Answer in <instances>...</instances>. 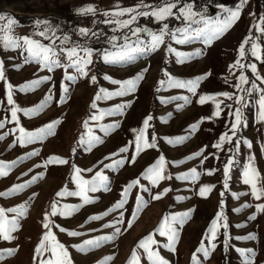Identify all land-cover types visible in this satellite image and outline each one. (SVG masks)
Returning <instances> with one entry per match:
<instances>
[{"label": "rangeland", "instance_id": "rangeland-1", "mask_svg": "<svg viewBox=\"0 0 264 264\" xmlns=\"http://www.w3.org/2000/svg\"><path fill=\"white\" fill-rule=\"evenodd\" d=\"M166 2L175 0H0V15L16 21L11 32L14 37L29 36L44 45L51 43L39 35L46 29L50 37L53 31L55 37H70L66 45L56 40L55 47L62 65L68 60L65 54L60 53L61 47L71 48L79 44L93 50L92 63L86 68L87 75H81L72 67H56L48 71L29 57L26 46L5 49L0 42V62L3 63L0 122L4 125L0 127V137H3L0 139V162L12 165L6 176H0V193L8 192L15 185L27 184L17 194L0 196V207L19 209L23 206L25 210L23 216H17L15 212L6 213L9 219L16 217L19 228L12 233L14 239H0V254L3 255L0 264H43L51 258L50 252L36 253L48 231L43 227L46 213L49 214L50 230L68 250L71 264H105L108 257L112 259L106 264H129L134 249L139 256V264H150L147 253L137 248L149 234H153L157 241L152 249L168 264H194V253L198 258L197 264H264V210L259 208L264 205V196L256 199L251 186L244 183V173L251 164L259 173L257 187L264 189V121L259 119V100L264 94L260 90L264 89V82L257 79L249 67L230 69V65L240 59L238 50L241 43L246 37H251V42L260 46L262 59L251 56L250 42L240 63L246 66L255 64L259 76L264 77V33L255 27H264V0H246V3L242 0L232 3L179 0L178 8L192 4L193 10L206 19L222 21L238 8L240 16L210 44L203 38L177 43L166 35L157 50L137 54L136 59L127 64L105 61V53L118 51L110 42L113 36L117 37V45H123L124 37L129 36L132 46L138 38L143 46L151 40L148 33L159 34L167 24L168 30L175 32L177 39H182L177 30L186 24L175 16L165 21H157L150 15L138 16L127 28L105 23V20L116 19L105 16V12L135 8L141 4L147 7H140L138 11L151 12ZM89 6L94 7L95 14L80 11ZM173 11L178 14V9ZM119 19H130V15ZM37 21L44 23L37 25ZM6 23L7 19L0 21V25ZM137 27L147 31L139 33V37L133 36L132 30ZM80 28L88 29V35H80ZM169 48L174 51H169ZM176 53L184 55L177 56ZM182 59L183 63L180 62ZM241 74L248 79V83L242 86L245 91L236 87ZM66 75L75 79L68 80ZM141 75L142 79L137 80L133 91L103 98L101 89L111 93L121 87L106 77L123 82ZM44 77L50 79L34 90L25 87ZM92 77L96 78L95 82ZM176 80L197 81L195 92L189 90L190 85L175 86L172 81ZM253 83L255 89L252 88ZM9 85L12 104L8 102ZM98 93L101 99H96ZM49 96L51 99L38 114L25 115L23 110L36 108ZM206 96H213L215 100L201 104V97ZM237 98H241L239 103ZM93 103L95 107H92ZM217 103L220 105L218 117L214 115ZM117 106L123 107L120 111H113ZM13 108L21 109L15 119L12 117ZM237 109L240 110L241 121L233 135L231 129ZM145 120H148L147 127ZM55 121L59 123L53 128V134L43 140L21 144V128L26 132H36ZM193 125H196L195 129ZM89 129L102 141L95 142L91 148L87 143ZM142 130L143 139L139 141L142 151L137 154V137ZM225 133L232 137L231 142L225 141L221 148L214 147ZM180 137L186 139L176 143ZM145 142L155 144V147L145 148ZM121 149L126 151L121 152ZM195 153L201 154L188 159ZM161 156L165 160L163 174L171 178L153 184L151 179L145 178L146 170ZM50 157H59L68 163L45 165ZM121 160L124 161L122 165L116 163ZM73 166L82 170L80 175L84 180H93L97 173L107 177L98 190L87 192L91 203L83 204L80 196L57 195L65 189L67 192L79 191L73 178ZM192 169L198 174L195 178L191 175ZM134 181L139 183L129 188ZM206 186L211 191L206 197H201L199 191ZM125 189H128L126 196L123 195ZM165 189L168 191L161 199H153ZM138 197L141 198L139 211ZM121 200L125 201L122 208L108 211ZM53 202L58 209L55 216L50 215ZM82 204L70 216L60 214L65 206ZM185 213L189 214L185 222L175 225L178 242L175 251H170L166 247L167 238L160 236L156 229L165 216ZM220 213H223V218L217 222L221 226L213 239L209 229ZM93 216L101 218L89 220ZM130 220L133 221L131 227L128 226ZM225 223L226 228L223 227ZM61 228L66 231H61ZM116 229L120 230L119 233ZM69 231L81 235L69 236ZM98 237L112 239L103 241L94 249L78 250L77 246ZM202 242L209 250L207 257L196 252ZM8 249H14V254L9 255L5 251Z\"/></svg>", "mask_w": 264, "mask_h": 264}, {"label": "snow or ice", "instance_id": "snow-or-ice-1", "mask_svg": "<svg viewBox=\"0 0 264 264\" xmlns=\"http://www.w3.org/2000/svg\"><path fill=\"white\" fill-rule=\"evenodd\" d=\"M242 3H246V0H242ZM179 0H175V2H166L164 3L161 7L158 8H153L151 12H141L138 11V8L140 7H147L146 5H138L135 8H124L119 11L115 12H105V16H112L115 17L116 19H109L105 20L106 24H112L115 23L118 28H127L129 25L134 23L137 19L138 16H152L154 17L157 21H165L169 17L175 16L177 19H183L186 27L183 29H178L183 38L182 39H177L176 33L175 32H170L168 30V25L164 24L163 28L157 33H148L149 36L151 37V40L149 43L144 44L141 46V41L139 38L135 42V46H132L130 41L129 36H125L124 40L125 43L123 45H117L115 44V41L117 40V37L113 36L110 38V42L113 43V47L118 48V51L113 52V53H105L104 59L108 63L112 64H119V65H124L127 64L130 61H134L136 59L137 54H143L147 52H152L157 50L163 43H164V37L166 35H170L172 39L176 40L177 43H187L190 42L193 39H199L203 38L205 43H211L213 40L219 38L222 36L234 23L235 21L239 18L240 16V9L238 8L236 11L230 12L229 16L220 21V20H211V19H206L203 15L200 13L196 12L193 10L192 4H185L183 7H179ZM173 9H178V14L173 11ZM82 13L87 14V13H92L95 14V9L92 6H89L85 9L80 10ZM125 15H130V19L127 20H120L119 17L125 16ZM7 19V23L0 25V33H3V35H0V42L3 43V46L5 49H15V48H20V47H25V50L28 52L29 57H31L33 60H36L38 63L42 65L43 68H46L48 71H52L56 67H64L67 69L68 67H72L75 69L76 72L80 73L81 75H87L86 68L89 64L92 63V49L87 48L83 45L79 44H74L71 48H66V47H61L60 48V53H63L66 55V58L68 60L67 64H61L60 60L58 59V52L56 50L55 44L56 40L59 39L60 43L62 45H66L70 42V37L67 35H64L63 37H55V32H52V36L50 37L48 35L49 30H45L39 33L40 36L44 37L45 39L51 40V43L49 45H44L40 41L32 39L29 36L25 37H20L16 38L13 35H11L13 26L16 24V21L13 18H6L5 15H0V21H4ZM37 25L44 23L42 21H37ZM193 25H196V27H192ZM258 31L261 33H264V27H261L260 25L255 26ZM116 29L114 28L113 31ZM142 31H147V29H141L139 27L135 28L132 30V35L139 37V33ZM89 30L86 28H80L79 29V34L82 36L88 35ZM55 37V39H53ZM251 37H246L245 40L241 43L238 53L240 59H243L245 56L246 52V46L251 42ZM21 41L23 42L21 44ZM169 51H174V49L169 48ZM83 52V55L81 56L80 53ZM177 56H183L184 54L182 53H176ZM196 55H199V52L196 53ZM251 56L254 57L257 60L262 59V52L260 46L255 43L251 42ZM240 59H238L233 65H230L231 68H237L239 67L240 69H243L245 67H249L254 75L257 76V79H261L262 82H264V77H260L257 68L255 64L251 65H244L240 63ZM181 63L184 62V60H180ZM146 71V69H145ZM107 79H110L111 83L113 84H119L120 90L116 92H106V90L101 89L100 92L104 94L103 98H111L113 96H121L126 94L127 92L133 91L136 87L137 80L142 79L141 76H137L136 79L133 80H128V81H117V80H111V78L106 77ZM0 79H3V63L0 62ZM50 79V77H44L42 80H36L32 81L30 84L26 85L25 87L30 88V89H35L36 86H38L40 83L43 81H46ZM66 79L68 80H74L75 77L71 75H66ZM95 77H92L93 82H95ZM203 79V78H198ZM172 83L175 86L178 87H184L186 85H190L191 87L189 88L190 91L195 92V85L197 81H172ZM248 83V79L245 75L241 74L239 77V84L236 85L237 88H240L241 91H245L243 89V85ZM252 88L255 89L256 85L253 83ZM23 90V89H22ZM65 92L67 89H64ZM262 93H264V89L260 90ZM220 95L226 96L229 99L232 97L229 96L227 93H221ZM101 95L98 93L96 99H101ZM51 97H46L45 101H42L40 105H38L34 109H29V110H23L25 112V115H32V114H38L45 106L48 100H50ZM186 99V98H185ZM241 98H237V102H240ZM206 100H215V97L213 96H206V97H201L200 103L203 104ZM8 102L10 104L13 103L12 100V95H11V85H9V94H8ZM95 103L92 104V107H95ZM259 106H260V111H259V119L261 121H264V94L261 95L260 100H259ZM123 106H117L116 109L113 111H120ZM217 111L214 113L215 116L220 115V105L219 103L216 104ZM17 111H21V109L18 108H13L12 109V117L13 119L16 118V113ZM100 117H93V119H99ZM148 119H151L149 117ZM241 121V114L240 110L237 109L235 112V122L232 124V132L233 135H235V131L237 129V126L240 124ZM59 123V121H55L53 123H50L41 129H38L36 132H26L23 128L20 129V132L22 133V136L20 138L21 144H26V143H31L34 142L35 140H43L47 135L53 134V128L55 125ZM145 127L148 125V120H145L144 122ZM3 122H0V127H3ZM85 127H87V122H85ZM115 127V126H112ZM193 129L196 128V125L192 126ZM105 131H107L105 129ZM89 139L87 143L89 144V148L93 146L95 142H102L100 141V138L97 136H94L91 134V130L89 129ZM0 139H3V137H0ZM143 139V130L141 131L140 135L137 137V145H136V151L137 154H139L140 151H142L141 145L139 141ZM186 138L185 137H180L177 138L176 143H182ZM232 137L229 136L227 133L222 135L220 137V142L214 145L216 148H221L223 143L225 141L231 142ZM171 142V141H170ZM145 148L149 147H155V144H149L147 142L144 143ZM249 147H251V144L249 143ZM121 152L126 151V149H121ZM203 151V150H201ZM201 153H195L193 154L192 157H189L188 159L195 158V156L200 155ZM32 155V154H29ZM15 163V162H13ZM68 161L64 160L59 157H50L46 162L45 165L47 164H60L64 165L67 164ZM122 165L124 161H119L116 162ZM180 163V162H177ZM231 164V160H229V165ZM164 165H165V160L164 157L161 156L159 161L151 166L149 169L146 170L145 178H149L152 180L153 184H156L158 181L163 180V179H170L171 177H166L163 172H164ZM114 165H106V167H112ZM12 167V165H5L2 162H0V176H6L8 174V170ZM81 169L76 168L73 166V172H74V180L77 184V187L79 188V191L76 192H67V190H62L61 192H58V196H65V195H72V196H80L83 200V204H88L91 203L92 201L89 199L87 196V192L89 191H96L98 190L99 185H103L107 177H104L101 173L96 174V178L93 180H84L81 178ZM90 171V169L88 170ZM228 172V167H225V174L227 175ZM211 174V172H209ZM191 175L193 178H195L198 174L195 169L191 170ZM244 183L248 184L251 186L252 190V195L256 199H260L262 196H264V189L258 188L257 187V182L259 180V173L256 171V169L250 164L249 169L245 171L244 173ZM35 179V178H34ZM31 183V182H29ZM139 183V181H134L132 185H129L128 187L131 188L135 184ZM227 186V185H225ZM25 187H27V184H19L15 185L12 189H10L6 193H0V196H8L12 194H17L21 190H23ZM128 189H125V192L123 193L124 196L127 195ZM168 190L165 189L164 193L157 194L156 196L153 197V199H161L162 195L166 194ZM211 191L210 187H202L199 191V195L201 197H206L207 194ZM138 199V206H137V211H139L140 204L139 201L141 198ZM125 201L121 200L119 201L116 205L113 206V208L109 209L108 211H114L116 208H122L124 205ZM78 205V206H65L64 210L60 212L61 215L64 216H70L72 215L75 211H78L80 207L83 206ZM247 206V205H246ZM260 210H264V205L259 206ZM51 213L50 215L55 216L57 215L58 209L56 202H53L51 206ZM236 211H239L237 209ZM8 212H15L17 216H23L25 215V210L24 207L21 206L19 209H4L0 207V239L3 240H12L14 237L12 236V233L17 231L19 228V222L16 219V217H13L12 219H9L6 213ZM107 215V213H105ZM189 214L185 213L180 216H165L159 227L156 229V231L159 233L160 236L166 237L168 240V244L166 247L169 248L170 251H175V244L178 242V231L175 225H182L185 222V219L188 218ZM133 217L135 218V213H133ZM101 217L99 216H93L90 217L89 220H95V219H100ZM223 218V213L218 214L217 220H214L209 232L211 233V236L213 239L216 238L217 231L219 227L221 226L217 221ZM254 219L255 217H251ZM133 221L128 222V226L131 227ZM110 225H106L108 227ZM43 227L45 229H48V231L45 232L44 236L41 239V242L39 246L36 249L37 255L41 254L42 252H50L51 258L48 259L47 261L43 262V264H71V259L69 257L68 250L65 248V246L60 243L55 235L51 232L50 230V222H49V214L46 213L44 217V223ZM223 227H227V224H223ZM61 231H66L65 229L61 228ZM119 229H116V232L119 233ZM69 236H77L81 235V233L75 232V231H69L68 232ZM112 237H98V238H93L90 240H87L84 242V245L82 246H77L79 251H87L90 249H94L96 247H99L103 241L105 240H111ZM47 242V243H46ZM157 244V241L153 238V234H149L147 237L142 239L138 245L137 248L143 249L147 253V259L150 261V264H168V261H166L163 257L159 255L157 251H154L152 249V245ZM213 248H215V245H212ZM9 255L14 254L15 250L14 249H8L5 250ZM197 253H203L205 257L208 256L209 250L204 246L203 242L201 243V246L196 250ZM0 259H3V255L0 254ZM112 259L111 257L106 258L107 260ZM193 262L194 264H197V255L196 253L193 254ZM105 261V264H106ZM129 264H139V256L137 255L136 250H133L132 258L129 261ZM248 264H251V262H248Z\"/></svg>", "mask_w": 264, "mask_h": 264}, {"label": "trees", "instance_id": "trees-1", "mask_svg": "<svg viewBox=\"0 0 264 264\" xmlns=\"http://www.w3.org/2000/svg\"><path fill=\"white\" fill-rule=\"evenodd\" d=\"M224 2H229V3H232L233 1L232 0H223Z\"/></svg>", "mask_w": 264, "mask_h": 264}]
</instances>
